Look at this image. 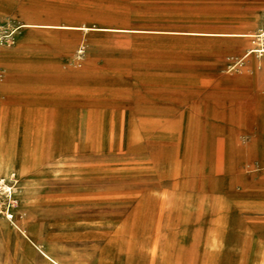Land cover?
Listing matches in <instances>:
<instances>
[{"label": "rangeland", "instance_id": "rangeland-1", "mask_svg": "<svg viewBox=\"0 0 264 264\" xmlns=\"http://www.w3.org/2000/svg\"><path fill=\"white\" fill-rule=\"evenodd\" d=\"M262 29L264 0H0V264H46L25 230L68 264H264Z\"/></svg>", "mask_w": 264, "mask_h": 264}, {"label": "bare ground", "instance_id": "bare-ground-1", "mask_svg": "<svg viewBox=\"0 0 264 264\" xmlns=\"http://www.w3.org/2000/svg\"><path fill=\"white\" fill-rule=\"evenodd\" d=\"M242 34H245L249 37H252L253 38H256V39H253L255 40L254 43H257V44H253L249 49H248V52L244 55V57H248L249 55H251L252 53H257L260 54V55H263L264 53V29L261 30V33L260 34H255V33H246V32H243ZM252 41V40H251ZM25 110V109H24ZM23 114V113H22ZM21 114V116H22ZM225 140V139H224ZM15 170L12 169V167L0 160V184H1V188L4 190L3 193H7L8 195H13V188L11 185H9L8 183H6L5 181V178L7 176H9L10 174H12ZM1 189V190H2ZM12 216V215H11ZM26 233V232H25ZM27 234V233H26ZM38 248L43 252V254L46 256V259L48 262H51V261H56L52 255L48 252H45L43 250V247L41 246H38ZM58 264H64V263H61L60 261H56Z\"/></svg>", "mask_w": 264, "mask_h": 264}, {"label": "crops", "instance_id": "crops-1", "mask_svg": "<svg viewBox=\"0 0 264 264\" xmlns=\"http://www.w3.org/2000/svg\"><path fill=\"white\" fill-rule=\"evenodd\" d=\"M259 67L261 68V70L264 71V61H262L260 64H259ZM26 232V233H24ZM22 232L23 233V236H24V240L26 242V245H27V248L30 252H35V253H38L40 252L41 254H43V252L38 248V246H41L43 247V250L45 252H48L52 255V257L56 260V261H60L61 263H64V264H68L58 258H56L49 250L48 248L45 247V245L42 243V242H39L38 239L30 232L28 231H24ZM43 256L45 257V262L46 264H58L56 261H51V262H48L47 259H46V256L43 254Z\"/></svg>", "mask_w": 264, "mask_h": 264}, {"label": "built area", "instance_id": "built-area-1", "mask_svg": "<svg viewBox=\"0 0 264 264\" xmlns=\"http://www.w3.org/2000/svg\"><path fill=\"white\" fill-rule=\"evenodd\" d=\"M263 48H264V46H263ZM238 63H239V62H235V63H233V64L231 65V69L235 68V67L238 65Z\"/></svg>", "mask_w": 264, "mask_h": 264}]
</instances>
